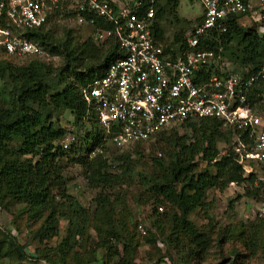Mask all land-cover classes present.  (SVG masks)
I'll return each mask as SVG.
<instances>
[{"label":"trees","instance_id":"obj_1","mask_svg":"<svg viewBox=\"0 0 264 264\" xmlns=\"http://www.w3.org/2000/svg\"><path fill=\"white\" fill-rule=\"evenodd\" d=\"M178 3L154 0L153 5L155 41L173 53L186 48L192 27L202 19L201 15L193 24L183 20L180 25L174 15ZM66 4L59 2L50 23L77 16ZM167 14L175 18L169 22L180 26L171 37L163 26ZM238 18L228 22L225 33L209 31L195 49L220 51L233 71L249 76L264 65V19L246 27ZM27 37L57 57L59 64L34 56L0 55V211L10 216L16 234L24 232L25 240L20 243L0 225V264L4 260L6 264H138L139 222L128 200L151 205L150 226L145 224L152 247L147 252L149 264L165 259L171 264H200L213 244L220 249L232 240L249 252L260 248L264 256V215L251 223L216 226L208 213V191H224L232 183L243 187L242 196L264 204V177H259L264 165L252 163L250 173L243 169L234 149L237 131L217 118L191 117L148 140L112 150L110 136L83 91L112 61L123 57L117 41L108 38L100 43L88 32L79 40L71 28H62L57 36L55 23L31 29ZM213 67L219 71L212 64L204 75ZM247 99L264 118V79L252 86ZM66 111L75 135L60 125L56 115ZM68 133L74 140L64 147ZM73 165L81 168L86 185L96 192L93 209L69 192L65 169ZM194 216L208 224L198 226ZM62 220L67 224L65 236L54 242ZM220 255L230 258L226 264H242L247 257L237 248Z\"/></svg>","mask_w":264,"mask_h":264},{"label":"built area","instance_id":"obj_2","mask_svg":"<svg viewBox=\"0 0 264 264\" xmlns=\"http://www.w3.org/2000/svg\"><path fill=\"white\" fill-rule=\"evenodd\" d=\"M60 1L77 14L68 20L97 42L114 38L123 54L83 91L110 136L109 144L121 148L148 140L191 117L217 118L238 132L234 149L243 169L250 173L252 163L264 165V118L247 99L252 86L264 79V65L244 76L233 71L229 60L221 59L220 51L195 49L209 31L225 33L234 16H239L242 26L263 20L264 0H191L202 7V19L192 27L186 48L179 53L165 51L155 41L154 0H0V55L56 59L28 39L27 32L50 24ZM106 23L110 27L105 28ZM212 64L219 71L213 67L204 75ZM73 140L68 133L63 146ZM137 228L141 236L147 235L145 224L140 222ZM162 264L171 263L165 259Z\"/></svg>","mask_w":264,"mask_h":264},{"label":"rangeland","instance_id":"obj_3","mask_svg":"<svg viewBox=\"0 0 264 264\" xmlns=\"http://www.w3.org/2000/svg\"><path fill=\"white\" fill-rule=\"evenodd\" d=\"M203 13L202 7L195 1L191 0H179L178 7L175 12V17L180 20V25H183V20L191 21L192 24L195 21L196 17L201 16ZM166 21L163 22L165 35L168 37H171L172 34H174L175 31H178L180 29L179 25H173L171 21H175V18L173 15H168L166 17ZM56 24L57 26V36L61 35L62 28H71L76 35V38L81 40L82 38L87 36V32L85 34L84 28L79 27L74 21L72 20H63L60 19L59 21L56 20V22L50 23L47 25L49 27L52 24ZM246 26H249L246 24ZM83 33V34H82ZM41 59L45 60L46 57H41ZM50 59V58H49ZM20 62V61H19ZM49 62L55 63V65L59 64L58 58L56 59H50ZM53 65V64H52ZM59 117L60 125L66 128L67 131L74 134V129L72 125V116L68 111L61 113L58 112L56 114ZM182 133L183 131L180 129L179 131ZM75 135V134H74ZM108 146L115 150L116 147L108 143ZM145 148L148 149V145L145 144ZM65 172L68 174L70 183H69V192L75 198H77L84 206L87 208L93 209V198L96 194V192L92 189H90L83 178V175L81 173V168L78 166H69L65 169ZM259 177H264L261 173H259ZM136 178L132 179L130 181V184L135 182ZM125 185V184H124ZM122 188H125V186H122ZM119 191V188H114L112 190L113 193H117ZM243 194V187L232 185L230 184L224 191H218L216 189H211L208 191L207 194V201L210 202L211 207L208 210V213L212 217V220L214 223H216V226L219 225H229L234 226L240 222L242 223H251L254 221H258L259 214L264 215V207L263 204L257 200L242 196ZM233 200V206L229 207V202ZM130 207L132 211L134 212V218L139 223L142 222L143 224H146V226H150V220L148 218V214L151 208V205H136L132 201H129ZM150 207V208H149ZM202 216H206V214L203 212L201 213ZM200 216V215H199ZM196 217L194 216V220L198 224V226H203L205 224H208V221L202 217ZM0 225L6 229L8 232L12 233L16 238L20 239V243L25 242L22 234L24 233H18L16 234L15 226L10 222V216L0 211ZM15 227V228H14ZM67 227V224L62 220L60 223V235L54 240V242L59 241L62 236H65V229ZM90 233H93L92 230H90ZM139 240L140 245L138 246V253H137V262L138 264H149L147 261V252L152 250V247L148 245V241L146 239V236H141L139 234ZM52 242V243H54ZM232 248H237L238 252H242L247 256L242 264H264V256L262 255V251L260 248L250 250L246 249V246L243 245L240 242H237L235 240L228 241L226 243H222V247L219 249L216 244H213L210 250L208 251L207 255L205 256L204 261H202L200 264H217L222 261V264H226L230 258H225L220 255H226ZM77 251L79 252L80 249L78 248ZM5 264L7 261H5Z\"/></svg>","mask_w":264,"mask_h":264}]
</instances>
